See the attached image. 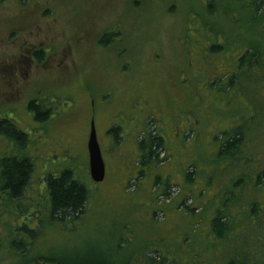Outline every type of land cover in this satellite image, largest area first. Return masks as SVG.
Wrapping results in <instances>:
<instances>
[{
	"label": "rangeland",
	"instance_id": "1",
	"mask_svg": "<svg viewBox=\"0 0 264 264\" xmlns=\"http://www.w3.org/2000/svg\"><path fill=\"white\" fill-rule=\"evenodd\" d=\"M239 1L0 0V38L10 36L19 48L27 42V51L44 46L54 52L46 66H30L28 53L0 44V117L12 110L28 135L26 146L0 138V159L33 163L24 202L31 214L25 223L40 231L33 258L128 264L143 249L166 264H222L209 231L223 192L242 193L229 210L237 233L246 226L242 215L251 200L264 207V189L255 198L250 184L251 172L264 168V118L262 128H247L253 137L246 143L253 157L247 172L217 158L225 153L223 134L250 119L254 102L264 114V78L257 69L245 72L244 89L211 86L235 71L238 52L264 57V35ZM113 32L119 36L101 45ZM213 44L225 49L212 53ZM10 57L21 71L7 67ZM252 75L260 80L256 86ZM52 97L58 112L38 123L26 106ZM93 123L106 164L100 184L89 171ZM149 132L163 143L144 160L139 144ZM66 171L89 199L82 219L64 228L49 224L45 177Z\"/></svg>",
	"mask_w": 264,
	"mask_h": 264
},
{
	"label": "trees",
	"instance_id": "2",
	"mask_svg": "<svg viewBox=\"0 0 264 264\" xmlns=\"http://www.w3.org/2000/svg\"><path fill=\"white\" fill-rule=\"evenodd\" d=\"M239 5L246 13H251V18L258 24L259 36L264 35V0H240ZM118 36V33L113 32L106 35L100 43L107 46ZM224 49L223 46L213 44L210 51L217 53ZM234 59L235 71L232 74L223 75L219 80V85H211L213 88L224 92L232 91L235 87L244 89L242 85L243 81L247 79L245 72L249 71L248 69H257L261 75H264V57H261L260 54L251 51L238 52ZM226 78L227 81H224ZM249 79L254 86L259 84L260 80L254 79L253 75ZM245 91L247 92L246 88ZM254 104L258 107H253L254 112L250 115V119H240L241 122L237 127L223 134L222 145H220V152L225 153L222 156L218 155L217 158H221L218 161H233L230 162V165L236 166L237 172L243 165V169L247 172L248 166L253 161V157H248L245 153L247 151L246 143L250 144L253 141V137L251 138L247 134V128L252 127L253 130H256L263 126L264 114L263 110L261 111L260 102L256 101ZM37 117L40 122L46 120L41 113H38ZM117 130L112 129L111 133ZM0 134L6 135L16 143L22 142L23 144L25 142V136L9 123L0 124ZM224 135L230 140L224 141ZM162 143V139L154 137L149 132V136L139 144L143 153L142 158L150 160L155 155V150L162 148ZM261 168L251 172L250 184L254 190L252 195L255 198L259 196L261 189H264V168ZM32 172L33 163L28 158L22 161L11 158L0 163V229L3 228L0 230V264H70L62 262L61 259L46 256L32 257L35 240L40 235L37 228L25 223L27 217L31 215H28L29 205L24 202L27 201L26 193ZM190 177L188 176L189 182L192 181ZM242 182L243 180L238 181L236 186L241 187ZM209 184L211 182H208ZM46 187L50 197L49 206L45 209V213L49 215V224L61 225L66 228L82 219L86 213L89 193L75 179L72 171H66L59 177L50 176L46 180ZM232 192V190L223 192V197L226 199H223L221 208L216 210L210 225L209 234L212 249H217L215 260L221 261L222 264H264V207L258 202H253L255 200H251L249 210L242 215L246 226L240 233H237L234 226L236 220L229 210L233 204L237 203V198L241 197L242 193L236 192L237 196L235 197ZM187 211L191 214L195 212L191 208H188ZM4 217H6L5 221ZM32 217L39 219L35 212H32ZM159 252L160 250L154 251L156 256ZM218 253H220L219 257ZM136 256H139L138 259ZM128 264H166V262L164 257H152L149 252L146 253L141 249L137 254H133V259ZM171 264L180 263L173 261Z\"/></svg>",
	"mask_w": 264,
	"mask_h": 264
},
{
	"label": "flooded vegetation",
	"instance_id": "3",
	"mask_svg": "<svg viewBox=\"0 0 264 264\" xmlns=\"http://www.w3.org/2000/svg\"><path fill=\"white\" fill-rule=\"evenodd\" d=\"M23 2H26V0H23ZM18 38H21L20 36L16 37V40ZM15 39V38H14ZM13 39V40H14ZM22 39V38H21ZM20 39V41H21ZM10 36L8 37H5V39L3 38H0V44H3L5 45L6 42H7V45L6 47L9 48L10 50L13 48V49H18L19 48V44L17 42H14L13 45H11V41H10ZM19 41V43H20ZM28 44L27 42H23L21 43L20 45V55H25L26 53H28V62L30 61V66L35 64V65H47V63L49 62V60L51 61V59H53L50 56H53L54 55V52L49 55V51L44 48V46H36L34 48H31L30 50H28ZM29 64V63H28ZM45 65V66H46ZM7 67H20V71L22 70V65L21 63L18 64L17 62L14 63V59L12 57H10L9 59V63H8V66ZM12 76L14 77V74L12 73ZM11 104L12 103H9V107L8 109L11 107ZM56 99L55 98H51L50 100L47 98L43 99V100H39V101H31L30 103H28V105L26 106V109L29 111V113L31 115L34 116V120L37 121L38 123H47L49 122V120H51L55 114L58 112L56 110ZM10 115H4V117H0V124H4V123H9L10 125H12L17 131L21 132L24 136H25V142L22 144V142L18 143V145H21V146H26L27 143H28V138H27V133L20 130L17 125L15 124V119L12 117V114H13V111L10 110ZM38 113H41L44 115L45 117V121L43 122H40L38 121ZM6 116L8 118H6ZM7 137L6 135L4 134H0V138H5ZM8 138V137H7ZM9 139V138H8ZM11 140V139H10ZM15 142V141H14ZM16 143V142H15ZM89 155V154H88ZM7 159H11V158H6V159H0V163L7 160ZM26 158H22V159H19L20 161L24 160ZM49 177H45V183H46V180L48 179ZM36 212V211H35ZM39 215V214H38Z\"/></svg>",
	"mask_w": 264,
	"mask_h": 264
},
{
	"label": "water",
	"instance_id": "4",
	"mask_svg": "<svg viewBox=\"0 0 264 264\" xmlns=\"http://www.w3.org/2000/svg\"><path fill=\"white\" fill-rule=\"evenodd\" d=\"M88 154L91 179L94 183L100 184L106 179V164L94 123L88 141Z\"/></svg>",
	"mask_w": 264,
	"mask_h": 264
}]
</instances>
